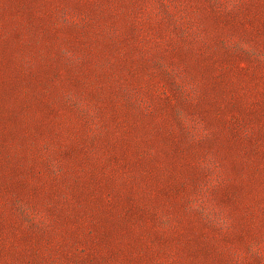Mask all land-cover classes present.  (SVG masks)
Wrapping results in <instances>:
<instances>
[{
  "label": "rangeland",
  "instance_id": "374dc122",
  "mask_svg": "<svg viewBox=\"0 0 264 264\" xmlns=\"http://www.w3.org/2000/svg\"><path fill=\"white\" fill-rule=\"evenodd\" d=\"M0 264H264V0H0Z\"/></svg>",
  "mask_w": 264,
  "mask_h": 264
}]
</instances>
